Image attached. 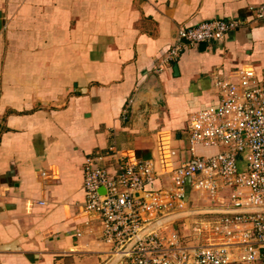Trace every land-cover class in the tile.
I'll return each mask as SVG.
<instances>
[{
    "label": "crops",
    "instance_id": "obj_1",
    "mask_svg": "<svg viewBox=\"0 0 264 264\" xmlns=\"http://www.w3.org/2000/svg\"><path fill=\"white\" fill-rule=\"evenodd\" d=\"M258 4L0 0V264H103L97 217L82 207L85 158L113 148L148 160L154 187H168L189 113L217 100L213 79L264 66ZM215 18L240 24L160 67L179 27Z\"/></svg>",
    "mask_w": 264,
    "mask_h": 264
},
{
    "label": "built area",
    "instance_id": "obj_2",
    "mask_svg": "<svg viewBox=\"0 0 264 264\" xmlns=\"http://www.w3.org/2000/svg\"><path fill=\"white\" fill-rule=\"evenodd\" d=\"M250 9L253 20L264 22V4ZM239 24L215 18L179 27L160 67L175 61L186 46L224 39ZM212 88L216 102L189 113L191 156L165 173L168 187H154L158 172L148 160L113 148L110 156L85 158L82 207L97 217L103 264L116 257L114 264H264V66L235 68L215 77ZM198 146L215 151L198 152ZM222 190L228 195H218ZM191 193L212 202L209 207L254 211L203 214L199 221L189 215L181 218L189 222L185 232L164 229L177 218L147 230L167 216L192 210Z\"/></svg>",
    "mask_w": 264,
    "mask_h": 264
},
{
    "label": "rangeland",
    "instance_id": "obj_3",
    "mask_svg": "<svg viewBox=\"0 0 264 264\" xmlns=\"http://www.w3.org/2000/svg\"><path fill=\"white\" fill-rule=\"evenodd\" d=\"M182 139H183V143L181 144V146H179L178 148H177V151H176V153L177 154H179L180 156H181V158L179 159V162H181V161H184V160H188V159H186L188 156V154H187V152H188V131L186 130V128H185V131H184V134H183V137H182ZM202 148H204V147H201L200 146V148H198L197 149V151L200 149V151H201V149ZM214 149V148H213ZM187 151V152H186ZM199 152V151H198ZM202 152H204V151H202ZM213 152V151H212ZM211 152V153H212ZM205 153H209V152H205ZM190 154V153H189ZM178 162V163H179ZM218 195H220V196H226V195H228V191L227 190H222V191H220L219 193H218ZM190 196H191V199L193 200V202H192V206H193V209H199V208H205V207H209L211 204H213L212 202H210V201H208V202H205V201H203L202 199H201V197L198 195V194H196V193H191L190 194ZM196 215V214H195ZM202 214H198V215H196L195 217L198 219V221L200 220V219H202L201 217L203 216H201ZM181 218H186L187 219V216H185V217H180V218H177V221H175V222H173V223H170V224H168V225H166L165 227H164V229L166 230V229H168V228H176V227H178V228H181L182 229V231L183 232H185L186 231V228L188 227V220H186V219H182L181 220Z\"/></svg>",
    "mask_w": 264,
    "mask_h": 264
},
{
    "label": "water",
    "instance_id": "obj_4",
    "mask_svg": "<svg viewBox=\"0 0 264 264\" xmlns=\"http://www.w3.org/2000/svg\"><path fill=\"white\" fill-rule=\"evenodd\" d=\"M2 28V21H1V14H0V29ZM205 43H200V47H205ZM174 69H176V64L174 65ZM247 211H254V209H227V208H217V207H205V208H199V209H192L189 211H183V212H178L173 215L167 216L155 223H153L151 226L147 228L151 229L155 226H157L160 223L180 218V217H185L189 215H198V214H214V213H237V212H247ZM146 231V230H145ZM118 257L114 258L111 263L109 264H114L117 261Z\"/></svg>",
    "mask_w": 264,
    "mask_h": 264
},
{
    "label": "bare ground",
    "instance_id": "obj_5",
    "mask_svg": "<svg viewBox=\"0 0 264 264\" xmlns=\"http://www.w3.org/2000/svg\"><path fill=\"white\" fill-rule=\"evenodd\" d=\"M160 139H161V142H160V144H161V147L164 149V150H166V140H165V137H164V135H160Z\"/></svg>",
    "mask_w": 264,
    "mask_h": 264
}]
</instances>
